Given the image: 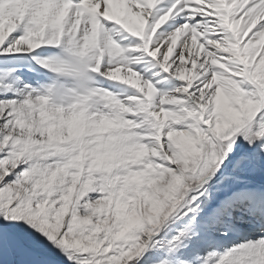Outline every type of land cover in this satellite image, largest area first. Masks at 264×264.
<instances>
[{
  "label": "snow or ice",
  "instance_id": "6c2138e0",
  "mask_svg": "<svg viewBox=\"0 0 264 264\" xmlns=\"http://www.w3.org/2000/svg\"><path fill=\"white\" fill-rule=\"evenodd\" d=\"M44 2L0 0V264H264V0H52L65 43L120 50L118 126L99 104L75 133L45 103Z\"/></svg>",
  "mask_w": 264,
  "mask_h": 264
},
{
  "label": "bare ground",
  "instance_id": "6f19581e",
  "mask_svg": "<svg viewBox=\"0 0 264 264\" xmlns=\"http://www.w3.org/2000/svg\"><path fill=\"white\" fill-rule=\"evenodd\" d=\"M52 8V0H45L37 14V23L42 26V29L52 27L59 30L55 40V46L61 50L43 61V65L47 69L46 76L47 74H52L56 78L63 77L77 81L82 80L87 77V72L85 73L84 71L85 61L87 60V64L89 65L87 73L90 76L89 82L99 85L98 77L102 75L100 69L103 65L105 55L119 54V46L114 42H109L105 47H101L99 26L93 29L92 33L83 43L77 39L75 31L69 33L70 39L65 43L63 39L65 35L63 21L66 15V9H62L56 15H52ZM92 53H94V58L89 59ZM88 56L89 58H87ZM92 64L94 67H92ZM107 75L110 79L120 78L119 72H109ZM49 117L52 118V116Z\"/></svg>",
  "mask_w": 264,
  "mask_h": 264
},
{
  "label": "rangeland",
  "instance_id": "374dc122",
  "mask_svg": "<svg viewBox=\"0 0 264 264\" xmlns=\"http://www.w3.org/2000/svg\"><path fill=\"white\" fill-rule=\"evenodd\" d=\"M87 58H89V56ZM93 58L94 53L91 54L89 59ZM86 61L84 71L85 73H88L89 65L87 64L88 61ZM94 66L92 64V67ZM87 73V77L79 81L75 79L73 81V79L63 78L59 87L56 89L54 88L51 91H47V89H45L46 85H44L43 88L45 103L49 110V116H52V119L59 117L63 124H67L69 131L72 133L82 130L89 121H92L93 115H95L94 110L98 111L97 105L99 104H104L105 107H108L109 105L113 106L112 115L114 119L101 120L96 125L97 129L99 131H104L118 126L119 112L115 110L114 97L102 87L100 89L99 85L90 83V76ZM256 79L264 82V68L258 70ZM261 86L264 87V83H262ZM62 89L65 90V92L62 91ZM68 89H77L76 94H74L75 91L71 92ZM261 107H264V97L255 102L250 101L247 105H245V114L247 116H252ZM65 113H67V115H65ZM90 113L92 115H90Z\"/></svg>",
  "mask_w": 264,
  "mask_h": 264
}]
</instances>
